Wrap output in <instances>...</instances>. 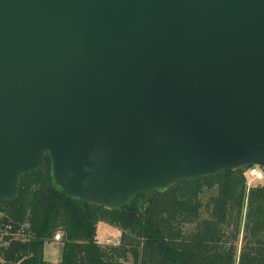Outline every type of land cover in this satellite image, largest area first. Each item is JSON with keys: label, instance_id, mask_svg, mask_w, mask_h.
Here are the masks:
<instances>
[{"label": "water", "instance_id": "obj_1", "mask_svg": "<svg viewBox=\"0 0 264 264\" xmlns=\"http://www.w3.org/2000/svg\"><path fill=\"white\" fill-rule=\"evenodd\" d=\"M45 154L103 207L264 173V0H0V200Z\"/></svg>", "mask_w": 264, "mask_h": 264}, {"label": "trees", "instance_id": "obj_2", "mask_svg": "<svg viewBox=\"0 0 264 264\" xmlns=\"http://www.w3.org/2000/svg\"><path fill=\"white\" fill-rule=\"evenodd\" d=\"M245 169L103 207L66 195L45 154L20 175L14 196L0 200V264H46L42 248L57 231V264H264V183L247 188ZM98 222L119 230L117 244L98 242Z\"/></svg>", "mask_w": 264, "mask_h": 264}, {"label": "rangeland", "instance_id": "obj_3", "mask_svg": "<svg viewBox=\"0 0 264 264\" xmlns=\"http://www.w3.org/2000/svg\"><path fill=\"white\" fill-rule=\"evenodd\" d=\"M262 183H264V179L259 181H251L250 183H248V187L260 185ZM57 232L60 235L59 233L60 231ZM96 232H97L96 238L100 244H107V245L117 244L119 241V234H120L119 230L103 222L97 223ZM59 239L58 240L52 239L51 241L44 243L42 248V254H43V258L46 261V264H57V260L60 252V245H61ZM239 241H240V236L238 242Z\"/></svg>", "mask_w": 264, "mask_h": 264}, {"label": "built area", "instance_id": "obj_4", "mask_svg": "<svg viewBox=\"0 0 264 264\" xmlns=\"http://www.w3.org/2000/svg\"><path fill=\"white\" fill-rule=\"evenodd\" d=\"M244 174L246 177L247 188H248V183H250L251 181H259L264 179V173L262 172L261 168L256 165L246 167ZM4 228L6 230L9 229V225H5ZM59 238L60 235L58 234V232H56L53 235V240H58Z\"/></svg>", "mask_w": 264, "mask_h": 264}]
</instances>
